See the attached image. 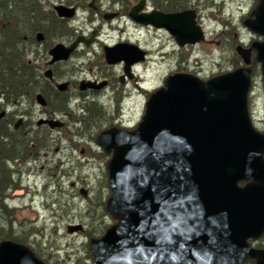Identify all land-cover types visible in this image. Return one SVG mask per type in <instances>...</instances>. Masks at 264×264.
I'll list each match as a JSON object with an SVG mask.
<instances>
[{
    "label": "water",
    "instance_id": "95a60500",
    "mask_svg": "<svg viewBox=\"0 0 264 264\" xmlns=\"http://www.w3.org/2000/svg\"><path fill=\"white\" fill-rule=\"evenodd\" d=\"M144 6L142 0L130 12L135 22L166 29L181 47L205 40L195 10L139 15ZM55 9L60 17L76 15L74 7ZM245 25L264 38V0ZM80 40L69 48L55 46L50 63L67 60ZM253 50L264 80V41L251 48L238 45L236 53L246 67L207 83L193 74H171L150 97L136 131L109 130L99 136L97 143L113 151L107 207L122 218L92 240L95 264H243L248 258L264 264V250L249 243L264 233V134L255 129L248 110ZM105 51L107 63L124 62L129 77L131 66L147 56L133 44ZM46 76L52 78L51 70ZM38 101L45 104L42 95ZM42 123L63 126L57 120ZM81 230L68 226L70 233ZM0 264L45 263L28 247L5 240Z\"/></svg>",
    "mask_w": 264,
    "mask_h": 264
},
{
    "label": "rangeland",
    "instance_id": "374dc122",
    "mask_svg": "<svg viewBox=\"0 0 264 264\" xmlns=\"http://www.w3.org/2000/svg\"><path fill=\"white\" fill-rule=\"evenodd\" d=\"M187 1L190 4L179 10H195L197 23L202 27L205 40L185 47L179 46L164 28L151 25L139 28L137 24L130 22L113 21L116 18L106 20L105 23L101 20L91 21V13L83 7L80 8L78 16L71 19L70 27L79 28L84 34L102 25L99 37L105 44L130 41L149 54L147 53L144 61L133 66L132 73L135 78L127 79L126 84L117 81L122 88H118L119 95L116 98L112 88L97 91L100 97H93L99 101L98 113L88 112L85 119L77 124L69 120L70 123L66 125L69 127L68 135L64 136L59 129V132H51V135L48 134V146L38 152L39 156L36 154L37 148L32 145L35 152L25 154V161L19 156L10 163L12 166H9V169L13 171V181L18 189L9 192L7 203L13 214L7 219L13 221L12 228L15 233L25 234L26 243L35 247L45 264H95L91 241L103 237L107 232L106 227L115 226L121 220H118L120 214L112 212L114 219L104 205L105 202L108 203V196L111 194L105 159H111L113 151L105 153L96 142L95 139L102 131L117 124L132 129L138 126L143 121L151 95L165 87L171 74L189 73L206 81L233 72L246 67L236 53L237 46L250 47L254 42L264 40L244 24L246 20L255 19L257 7L262 0ZM110 2L112 1L104 0L103 5H109ZM74 4L69 2L71 7H74ZM92 51L89 57L93 58V61L103 53L99 45ZM82 64L83 62L78 65ZM113 65L109 64L107 74L118 78L123 69ZM85 68L86 71L79 75L80 79L98 78L96 76L100 68L95 69L94 75L88 73L87 66ZM248 68L251 70V87L248 93L250 117L253 126L264 134L262 69L255 61ZM102 91L104 93H101ZM90 107L87 105L88 109ZM15 109L16 106L11 103L7 109L8 114L14 113ZM8 118L0 122H5ZM40 118L42 117L37 112L33 123ZM16 121L18 119L15 118L14 122ZM11 128L13 129V123ZM77 129L79 137L83 138L86 144L81 142L82 145L79 143L76 150H72L71 146L78 140L74 136ZM37 134L29 135L27 139H35ZM95 154L99 157L95 158ZM59 160L66 162L61 168L56 167ZM248 183L250 181L243 182L241 186L244 187ZM83 189L86 194L82 193ZM7 225L9 227L6 221L5 226ZM69 225H80L83 230L70 233ZM250 245L257 249L251 243ZM248 259L257 264L256 259Z\"/></svg>",
    "mask_w": 264,
    "mask_h": 264
},
{
    "label": "flooded vegetation",
    "instance_id": "af4514ba",
    "mask_svg": "<svg viewBox=\"0 0 264 264\" xmlns=\"http://www.w3.org/2000/svg\"><path fill=\"white\" fill-rule=\"evenodd\" d=\"M86 1V5L83 3H75L73 5L74 8H76V15L73 18L78 16L77 14L80 11V8L83 7L87 8L89 13H91V15H89V20L91 21L101 20L105 23L106 20H112L116 18L113 21H122L126 23L130 22L134 25L137 24L139 28L144 27L141 26V24L136 23L130 17V12L132 11L133 7L137 6L142 0H111L112 2H110L109 5H103L104 0H95L93 6H90L93 3V0ZM167 2L170 4L171 0H157V4H153V0H144L145 6L143 10L139 12V15L143 13H151L153 11H159L165 14L184 11H180L179 9L177 11H171L170 8L169 10H166L167 6H165V3ZM57 6L71 7L72 5H69V0H0L1 39L5 38V31L7 27L6 24L8 21L13 20L20 25H25L26 27L30 28L34 27V25L37 23L40 25L45 24V26H43L44 30L36 31V28H34L32 33L23 37V42H19L17 46L19 47V51L22 53L24 60H27V63L22 64L20 60L14 66V70L18 72L19 76H27V72L24 71L26 69L30 71L33 70L36 77L35 81L37 80L38 76H40V81H36V83L41 86V89L36 92L35 96L28 93L27 95L24 94L17 97L13 102V106H16L14 113H12L13 115L10 113L8 114L9 110L7 111V109L11 103L9 104L5 101L6 98L0 89V114L5 112V115L0 118V121L8 118L9 116H13L14 118L18 119V121L13 123V129L15 131L18 133H23L26 136L46 132L47 141L49 138L48 134L51 135V132H56L58 129L64 133V136L68 135L69 127L66 125L70 123L69 120H73L74 124L81 123L82 120L85 119V116L89 114L88 111L90 108L88 109L87 105L91 106L92 103L99 102L93 97L99 96V92L97 91H100L104 88H112V90L115 92L114 98H116L119 95L118 88H122L121 85L117 84V81L122 84H126L127 79L135 78L134 74L132 73L135 66H131L132 77H129V75L125 74L124 69L126 64L124 62H119L113 65L121 66L123 69V73L118 76V78L116 76H109L107 74L109 63H107L105 51L106 47L113 48L122 44H132V42L118 41L113 45L105 44L99 37L102 25H99L97 29L90 31V33L87 34L79 31V28L77 29L76 27H72V29L69 23L73 20V18L60 17L55 9ZM13 14L16 16L11 17ZM80 38V42L73 52H71L67 60H61L54 64L50 63L52 60L51 50L55 46L60 44L69 48ZM2 41L3 40L0 41L1 45H3ZM88 42L89 44H87ZM255 43L260 42H254L250 47L245 46V48H251ZM97 45L102 48L103 53L100 56H96L95 60L93 61V58H90L89 55L92 54V49L94 50V47ZM2 52L3 51L0 52V88L2 87L1 79L3 78L4 68L6 65ZM146 53L149 54L148 51ZM255 60H257V52L256 50H253L252 63H254ZM81 62H83V64L81 66L78 65ZM85 66L88 67V73L92 75L95 74L96 68H100L96 76L98 78L89 79L83 77L80 79L79 75L86 71ZM49 70L52 72V78H48L46 76V72ZM103 71L106 72L104 73ZM90 83L95 84L96 86L104 83V86L99 89L86 87ZM101 93H104V91ZM38 95L43 96L45 104H42L38 101ZM60 100L65 101V108H60ZM37 112L40 113L42 118H40L34 124L33 122ZM41 120H60L63 123L62 127H66L65 129H62L61 127H56L53 129L45 123L39 124ZM18 123L20 125L18 128H16L15 126ZM10 124L11 123H9V125ZM137 127L138 126L133 129L125 128L121 124H117L102 131L100 136L109 130L130 133L135 131ZM74 136L78 138V140L73 143V146H71L72 150H76V146H79L80 144L82 145L81 142L86 144V142L82 140L83 138L79 137V129H77ZM82 152H85V150H82ZM1 155L2 153H0V157L3 159ZM259 238H261V236ZM259 238L251 239L250 243L253 247L257 248V250H262L259 248L261 243Z\"/></svg>",
    "mask_w": 264,
    "mask_h": 264
},
{
    "label": "trees",
    "instance_id": "16d2710c",
    "mask_svg": "<svg viewBox=\"0 0 264 264\" xmlns=\"http://www.w3.org/2000/svg\"><path fill=\"white\" fill-rule=\"evenodd\" d=\"M69 2L77 4L83 3L84 5H86L87 1L69 0ZM154 3L157 4V0H153V4ZM165 4V6H167L166 10H169L170 8L171 11H177L178 9L185 8L189 4V2L187 0H171L170 4L168 2ZM15 16L16 15L13 14V16L11 17ZM6 25L7 27L5 31V38L2 41L3 45H1L0 42V52L3 51L2 53L6 64L4 68L3 78L1 79L2 87L0 89L2 94L6 98L5 101L10 104L13 103L17 97L24 94L27 95L29 93L35 96L36 92L41 89V86L36 83V81H40V76H38L37 80L35 81L36 77L33 70L30 71L26 69L24 71L27 72V76H19L18 72L14 70V66L20 60L22 64L27 63V60H24V57L19 51V47L17 46L19 42H23V37L32 33L34 28H36V30H44V28L39 23L35 24L32 28H24L25 25H20L13 20L8 21ZM255 62L259 63L257 60H255ZM59 106L60 108H65V101L60 100ZM88 112L90 114L98 113V103H92ZM14 120L15 118L13 116H10L5 122H0V153H2L1 156L3 158L1 159L0 157V243L5 240H12L14 242L26 245V247L30 246L29 249L35 254V256L40 260L45 261L43 257L35 250L34 246L28 245L26 243L27 238L25 234H17L13 231V221L7 219L8 217L12 216L13 211L9 210L7 200L9 198V192L18 189L17 184H15V182L13 181V171L9 169V166H12L10 163L17 160L19 156H22L20 159L25 161V154H29V152H35V150L32 148V145H35V147L37 148L36 154L39 156L40 153L38 152L41 151L42 148H47V133H38L35 136V139H27V136L25 134L18 133L11 128V124L14 123ZM9 123L11 124L9 125ZM36 154L34 158L36 157ZM109 161L110 157L108 158V161L106 160V162L108 163ZM56 167L61 168L60 165ZM111 194L108 196V200L110 199ZM104 205H106V209L108 210L107 202H105ZM109 213L115 219L114 213L110 211ZM120 219L121 215L118 216V220ZM6 221L9 224V227L8 225L5 226ZM111 227H113V225L106 227V229L108 230ZM92 237L93 236L90 234V239H92ZM261 238H259L261 239L259 248L264 249V233L261 235ZM246 262L255 264L251 261V259L246 260Z\"/></svg>",
    "mask_w": 264,
    "mask_h": 264
},
{
    "label": "bare ground",
    "instance_id": "6f19581e",
    "mask_svg": "<svg viewBox=\"0 0 264 264\" xmlns=\"http://www.w3.org/2000/svg\"><path fill=\"white\" fill-rule=\"evenodd\" d=\"M41 26L43 27V26H45V24H41ZM26 26H24V28H25ZM30 29V28H29ZM40 29H37L36 31H39ZM1 40H3V39H1ZM198 77V76H197ZM97 157H99V156H97L96 154H95V158H97ZM35 160V159H34ZM106 160H108V159H105V161ZM36 161V160H35ZM66 164V162H64V161H62L61 162V160H59L58 161V165H60L61 167L62 166H64ZM39 193H41L40 191H39ZM37 196H38V194H36ZM40 195V194H39Z\"/></svg>",
    "mask_w": 264,
    "mask_h": 264
}]
</instances>
